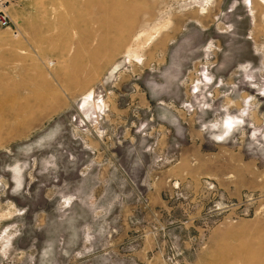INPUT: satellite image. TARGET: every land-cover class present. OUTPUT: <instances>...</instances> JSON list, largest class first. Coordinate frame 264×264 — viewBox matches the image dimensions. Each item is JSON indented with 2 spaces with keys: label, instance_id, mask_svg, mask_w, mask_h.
I'll list each match as a JSON object with an SVG mask.
<instances>
[{
  "label": "rangeland",
  "instance_id": "1",
  "mask_svg": "<svg viewBox=\"0 0 264 264\" xmlns=\"http://www.w3.org/2000/svg\"><path fill=\"white\" fill-rule=\"evenodd\" d=\"M7 10L0 264H264V0Z\"/></svg>",
  "mask_w": 264,
  "mask_h": 264
},
{
  "label": "built area",
  "instance_id": "2",
  "mask_svg": "<svg viewBox=\"0 0 264 264\" xmlns=\"http://www.w3.org/2000/svg\"><path fill=\"white\" fill-rule=\"evenodd\" d=\"M17 0H0V27L11 26V20L8 14V6Z\"/></svg>",
  "mask_w": 264,
  "mask_h": 264
}]
</instances>
